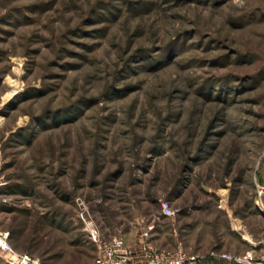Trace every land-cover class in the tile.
<instances>
[{"label":"rangeland","instance_id":"rangeland-1","mask_svg":"<svg viewBox=\"0 0 264 264\" xmlns=\"http://www.w3.org/2000/svg\"><path fill=\"white\" fill-rule=\"evenodd\" d=\"M0 183L43 264L264 252V0H0Z\"/></svg>","mask_w":264,"mask_h":264},{"label":"built area","instance_id":"built-area-1","mask_svg":"<svg viewBox=\"0 0 264 264\" xmlns=\"http://www.w3.org/2000/svg\"><path fill=\"white\" fill-rule=\"evenodd\" d=\"M162 207L167 216L176 215V209L170 201L164 200ZM81 214L87 220L85 213ZM148 235L149 232H146L145 236ZM10 239V231L0 230V255L8 264H43L36 255L17 250ZM90 239L99 250L93 264H193L200 258L181 247L176 250L155 248L147 240L134 244L127 243L121 236L104 240L96 228L90 230ZM221 256L235 264H264V252L259 254L255 250L242 254L224 253Z\"/></svg>","mask_w":264,"mask_h":264},{"label":"crops","instance_id":"crops-1","mask_svg":"<svg viewBox=\"0 0 264 264\" xmlns=\"http://www.w3.org/2000/svg\"><path fill=\"white\" fill-rule=\"evenodd\" d=\"M223 199L224 200H226L227 199V193L225 192V193H223ZM258 203V201L257 200H255L254 199V201L252 202V203H250V204H252V205H255L256 206V204ZM244 235V238H247L248 239V237L245 235V234H243ZM261 240H259V241H255V244H257L256 242H260ZM225 246H226V244H224ZM227 247V246H226ZM231 249H233V248H235L234 250H238V247L236 246V247H230ZM234 252H238V251H234ZM241 252V251H240ZM193 264H235V263H232V262H230V261H228V260H214V259H205V258H199L198 259V261L197 262H195V263H193Z\"/></svg>","mask_w":264,"mask_h":264},{"label":"bare ground","instance_id":"bare-ground-1","mask_svg":"<svg viewBox=\"0 0 264 264\" xmlns=\"http://www.w3.org/2000/svg\"><path fill=\"white\" fill-rule=\"evenodd\" d=\"M12 82H14V84L17 86L18 85V83H16V81L15 80H12Z\"/></svg>","mask_w":264,"mask_h":264}]
</instances>
